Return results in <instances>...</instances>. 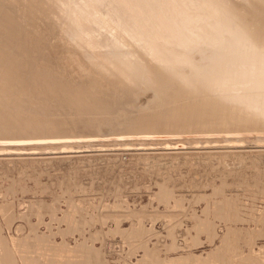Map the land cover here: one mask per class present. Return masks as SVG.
<instances>
[{
    "label": "rangeland",
    "instance_id": "obj_1",
    "mask_svg": "<svg viewBox=\"0 0 264 264\" xmlns=\"http://www.w3.org/2000/svg\"><path fill=\"white\" fill-rule=\"evenodd\" d=\"M20 1L14 2H25ZM42 1L43 7L53 8L50 16L60 27L56 32L67 35L57 33L51 39L61 38L57 45L71 48L56 52L64 73L100 74L108 87L104 81L92 82L91 93L131 96L118 108L119 115L125 108H152L158 94L171 90L172 74L178 70L170 73L167 67L176 66L172 56L178 54L167 50L168 58L161 57L159 45L171 48L175 42L182 49L189 43L185 62L177 64L186 76L207 53L199 50L201 41L186 37L193 20L161 9L163 1L135 0L134 8V0H88L89 17L74 22L63 10L78 8L81 0ZM212 4L228 15L210 16L221 38L228 33L219 28L228 21L233 33L252 28L251 34L264 35V0ZM97 12L119 19L117 34L123 32L135 51L155 54L150 66L135 62L125 71L121 87L113 81L118 63L90 64V59L109 62L117 50L127 51L111 40L113 35L95 28L91 16ZM256 16L259 24L252 21ZM79 23L92 32L91 44H73ZM194 31L207 38L216 28L207 32L202 24ZM153 147L0 156V264H264V144L249 140L241 148Z\"/></svg>",
    "mask_w": 264,
    "mask_h": 264
},
{
    "label": "bare ground",
    "instance_id": "obj_2",
    "mask_svg": "<svg viewBox=\"0 0 264 264\" xmlns=\"http://www.w3.org/2000/svg\"><path fill=\"white\" fill-rule=\"evenodd\" d=\"M14 1L0 0V138L31 135L44 137L50 142L15 146L0 143V156L32 155V152L44 150L80 153L86 148L106 151L118 146L161 145L163 150L185 149L193 144L202 149L241 148L249 140L264 144V35L251 34L254 32L252 28L238 29L233 33L228 28V21L225 27L219 28L220 32L228 33L221 38L218 26L210 24L215 23V18L210 16L228 15L224 8L216 5L215 8L212 0H158L164 2L161 9L166 12L184 14L193 20L189 27L192 32L186 37L201 41L203 44L199 50L207 53L202 54L201 63L192 67L191 75L186 76L177 64L178 61L185 62V52L190 48H184L189 47V43L182 49L176 48L175 42L171 48L159 45L163 48L161 57H167L164 55L167 50H175L173 52L178 54L172 56L177 60H172L176 66L167 67L171 69L170 73L178 70L172 74L171 90L158 94L152 108L136 112L125 108L120 115L118 108L129 102L131 96L101 90L91 93L88 86L91 84L92 87V82L104 81L107 89L108 79L100 74L98 77L90 74L78 77L73 75L74 72L71 75L67 71L64 73V66L55 59L57 53H61L60 48H71L65 44L59 47L55 41L61 38L51 39L57 33L67 36L62 31L56 32L60 27L50 16L52 6L43 7L42 0H25L18 5ZM53 3L57 4L56 0ZM78 3L76 9L70 6L63 10L73 22L89 17L88 0ZM165 3L172 7H165ZM137 6L135 1L134 8ZM189 8L195 11L185 14ZM253 18L256 20L252 21L259 24V17ZM91 21L95 28L113 35L111 40L115 44L127 49L126 52L117 50L118 54L108 57L109 62L90 59V64L118 63L119 71L113 80L117 81L116 87H121L122 80L127 77L124 72L131 71L135 62L150 66L149 61L155 58V54L143 48L135 51L123 32L117 34L118 18L108 19L97 12L91 16ZM202 24L207 32L211 26L215 27L216 33H209L207 38L198 35L194 28ZM79 25L73 35L77 38L71 37L73 44H91L92 32L89 33L81 23ZM97 40L102 46L103 40ZM96 57H100L99 52ZM121 60L128 61L125 65L129 70L124 69L127 67L120 64ZM113 61L115 63H110ZM99 67L103 69V66ZM104 129L106 131H102ZM115 133H137L156 138L118 140L114 138Z\"/></svg>",
    "mask_w": 264,
    "mask_h": 264
},
{
    "label": "snow or ice",
    "instance_id": "obj_3",
    "mask_svg": "<svg viewBox=\"0 0 264 264\" xmlns=\"http://www.w3.org/2000/svg\"><path fill=\"white\" fill-rule=\"evenodd\" d=\"M107 135V134H106ZM115 139H123V140H128V139H154L156 137L151 136V135H145V134H137V133H115L114 134ZM50 141L47 140L44 137L41 136H31V135H6L2 138H0V143H5L8 145H36V144H46L49 143Z\"/></svg>",
    "mask_w": 264,
    "mask_h": 264
}]
</instances>
